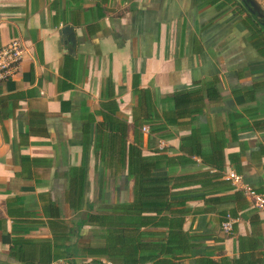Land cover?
Returning <instances> with one entry per match:
<instances>
[{"label": "crops", "instance_id": "crops-1", "mask_svg": "<svg viewBox=\"0 0 264 264\" xmlns=\"http://www.w3.org/2000/svg\"><path fill=\"white\" fill-rule=\"evenodd\" d=\"M12 38L25 54L0 82V264L93 262L99 228L82 222L136 200L131 147L159 160L155 175L192 176L175 189L189 196L182 230L197 247L174 263L264 241L244 195L204 201L264 193V19L239 0H0V46ZM211 174L233 189L204 195L213 186L198 176Z\"/></svg>", "mask_w": 264, "mask_h": 264}, {"label": "trees", "instance_id": "trees-1", "mask_svg": "<svg viewBox=\"0 0 264 264\" xmlns=\"http://www.w3.org/2000/svg\"><path fill=\"white\" fill-rule=\"evenodd\" d=\"M129 150L132 155L128 158V177L134 179L133 193L136 200L124 208L113 207L107 214H89L82 222L99 228L96 238L100 245L95 247L92 261L100 262L99 258L106 257L111 264H176L173 260L189 257L191 250L197 247L194 238L182 230L184 217L190 212L185 206L189 196L175 189L181 183L186 184L178 180L192 176L177 178L155 175L152 171L159 167V160L156 163L150 159L138 160L133 156V147ZM136 168L138 172H135ZM198 177L200 179L197 182L201 185L213 186L212 190L203 191L204 195H215L218 193L215 186L219 185L233 189L229 182L221 180L220 175ZM242 200L243 194L235 192L231 196H214L204 201L238 204ZM229 214L235 215L233 211ZM81 227L82 224H79ZM237 243V257H222L214 261L202 256L195 258V264H264V241L260 235L238 237ZM139 247L141 255L136 254Z\"/></svg>", "mask_w": 264, "mask_h": 264}, {"label": "built area", "instance_id": "built-area-1", "mask_svg": "<svg viewBox=\"0 0 264 264\" xmlns=\"http://www.w3.org/2000/svg\"><path fill=\"white\" fill-rule=\"evenodd\" d=\"M25 54L23 44L18 38H12L6 45L0 46V82L12 79L18 72ZM227 177L233 184L239 185L241 177L234 172H228ZM243 195L249 199L251 206L264 216V193H260L249 186H241ZM237 219L226 213L220 223V230L225 235L233 233ZM48 264H70L66 260H57Z\"/></svg>", "mask_w": 264, "mask_h": 264}, {"label": "water", "instance_id": "water-1", "mask_svg": "<svg viewBox=\"0 0 264 264\" xmlns=\"http://www.w3.org/2000/svg\"><path fill=\"white\" fill-rule=\"evenodd\" d=\"M239 1L250 14L257 16L260 19H264V11L262 10V7L259 5L257 0H239ZM66 31H67L66 29L63 30V32ZM84 264H104V263L89 262Z\"/></svg>", "mask_w": 264, "mask_h": 264}]
</instances>
